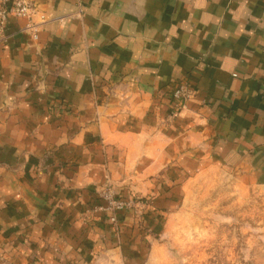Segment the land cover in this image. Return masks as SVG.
<instances>
[{
	"label": "crops",
	"instance_id": "crops-1",
	"mask_svg": "<svg viewBox=\"0 0 264 264\" xmlns=\"http://www.w3.org/2000/svg\"><path fill=\"white\" fill-rule=\"evenodd\" d=\"M34 2L0 43V264H138L199 172L264 174V0Z\"/></svg>",
	"mask_w": 264,
	"mask_h": 264
},
{
	"label": "rangeland",
	"instance_id": "rangeland-1",
	"mask_svg": "<svg viewBox=\"0 0 264 264\" xmlns=\"http://www.w3.org/2000/svg\"><path fill=\"white\" fill-rule=\"evenodd\" d=\"M181 196L138 264H264V174L207 168Z\"/></svg>",
	"mask_w": 264,
	"mask_h": 264
},
{
	"label": "built area",
	"instance_id": "built-area-1",
	"mask_svg": "<svg viewBox=\"0 0 264 264\" xmlns=\"http://www.w3.org/2000/svg\"><path fill=\"white\" fill-rule=\"evenodd\" d=\"M36 11V6L33 0H0V43L7 39V26L9 19L14 17H27L32 19ZM34 38H37L36 30L33 33ZM193 94V90L187 81H182L176 85L171 92L172 107L174 113L180 112L184 106V102ZM183 104V105H182ZM100 196L107 202V209L114 213L111 220L117 224L115 212L133 206V201L118 199L115 195L114 188L111 184L102 186L99 190Z\"/></svg>",
	"mask_w": 264,
	"mask_h": 264
}]
</instances>
